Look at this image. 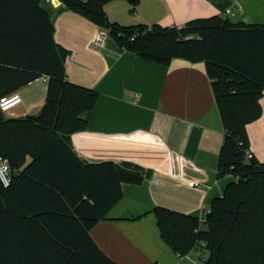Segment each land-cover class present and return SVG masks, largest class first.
Listing matches in <instances>:
<instances>
[{"label":"trees","instance_id":"16d2710c","mask_svg":"<svg viewBox=\"0 0 264 264\" xmlns=\"http://www.w3.org/2000/svg\"><path fill=\"white\" fill-rule=\"evenodd\" d=\"M101 28L122 50L169 65L203 61L225 131L218 176H232L204 221L153 208L162 239L180 257L207 249L203 264H264V163L249 158L247 126L263 113L264 24L241 25L219 15L182 26L124 25L111 21L113 0H60ZM135 12L140 0H127ZM41 0H0V98L48 75L46 102L37 114L6 118L0 109V155L12 182L0 181V264H117L90 229L150 168L131 161L89 163L71 137L87 128L82 114L99 92L71 82L69 51L54 39Z\"/></svg>","mask_w":264,"mask_h":264},{"label":"crops","instance_id":"0c3cea01","mask_svg":"<svg viewBox=\"0 0 264 264\" xmlns=\"http://www.w3.org/2000/svg\"><path fill=\"white\" fill-rule=\"evenodd\" d=\"M40 6L52 20L55 41L69 51L67 78L99 92L82 114L87 128L71 137L76 153L89 163L131 161L153 171L142 184H123L122 198L90 235L117 264H190L191 253L180 257L164 242L152 210L201 217L233 179L218 176L225 131L205 62L175 58L164 65L120 49L111 38L98 47L99 25L60 0H41ZM105 9L124 25L182 26L216 15L264 24V0H140L135 12L127 0H113ZM48 79L42 75L14 91L22 102L5 117L39 113ZM261 103L263 113L247 131L248 149L264 163V94Z\"/></svg>","mask_w":264,"mask_h":264},{"label":"built area","instance_id":"2783aa9c","mask_svg":"<svg viewBox=\"0 0 264 264\" xmlns=\"http://www.w3.org/2000/svg\"><path fill=\"white\" fill-rule=\"evenodd\" d=\"M109 32L106 29H101L98 38L95 41V45L98 47H105L109 40ZM22 102V96L19 92H13L8 95H4L0 98V109L4 112L10 110L14 106ZM246 154L249 158L253 157V153L247 149ZM0 181L5 186L8 187L12 182V173L10 169V162L7 157L0 155ZM206 212V211H205ZM205 212L200 217L201 221L205 219ZM151 264H162L159 261H155ZM178 264H182L181 262ZM197 264H203L199 262Z\"/></svg>","mask_w":264,"mask_h":264},{"label":"rangeland","instance_id":"374dc122","mask_svg":"<svg viewBox=\"0 0 264 264\" xmlns=\"http://www.w3.org/2000/svg\"><path fill=\"white\" fill-rule=\"evenodd\" d=\"M208 257H209V251L207 249H201L199 254L191 253L189 255L187 262H190V264H192V263L195 264L199 261L202 262L203 260L207 259ZM190 260L192 261V263Z\"/></svg>","mask_w":264,"mask_h":264}]
</instances>
